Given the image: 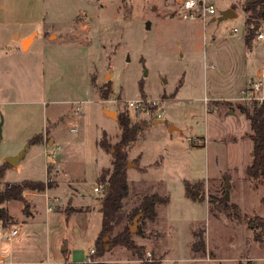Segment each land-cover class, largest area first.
I'll use <instances>...</instances> for the list:
<instances>
[{
    "label": "rangeland",
    "instance_id": "374dc122",
    "mask_svg": "<svg viewBox=\"0 0 264 264\" xmlns=\"http://www.w3.org/2000/svg\"><path fill=\"white\" fill-rule=\"evenodd\" d=\"M208 1L217 14L204 23L181 20L180 0H0V167L2 159L19 153L49 128L55 135L48 153H68L61 165L46 158L42 145H29L28 157L16 170L8 169L0 182V193L24 181L51 186L47 196L30 197L35 218L15 225L20 233L14 240L2 239L8 228L0 225V248H13L16 256L5 262L90 260L102 229L103 193L94 188L101 171L112 165L114 152L97 143L104 132L112 144L120 140L118 118L124 114L132 124L147 122L148 127L128 152L131 193L107 241L127 224L133 226L127 215L142 196L158 194L168 201L158 206L155 222L138 219L133 240L144 248L142 259L112 246L99 260L264 264V240L256 239L258 231L218 210L222 200L237 201L243 215L264 218L262 183L249 187L243 180L253 144L229 141L243 135L249 124L241 113L228 112L241 103L224 101L237 99L246 79L254 76L264 42L255 37L251 46L246 43L245 0ZM230 9L236 16L223 19ZM32 31L30 36L40 35L44 42L15 57L13 46L21 42L13 35ZM137 98L144 105L129 111L127 102ZM215 105L221 112H212ZM156 119L162 121L158 127ZM173 123L177 131H170ZM226 172L231 180L222 177ZM20 205L10 206L17 217L23 216ZM14 223L10 215L4 221L7 226ZM195 232L204 236V254L193 251L199 240Z\"/></svg>",
    "mask_w": 264,
    "mask_h": 264
},
{
    "label": "trees",
    "instance_id": "16d2710c",
    "mask_svg": "<svg viewBox=\"0 0 264 264\" xmlns=\"http://www.w3.org/2000/svg\"><path fill=\"white\" fill-rule=\"evenodd\" d=\"M243 10L246 14L247 25V45H252V40L258 33L264 30V0H245L243 2ZM256 26H260L256 29ZM142 87V84H140ZM237 109L250 122L252 134L250 139L253 142L252 163L246 169V175L250 181H259L264 187V106L238 105ZM119 127L121 129L120 140L116 144L109 141L108 134L103 133L102 139L97 143L98 147L104 151L112 153V168L103 170L98 178L103 190V199L101 201L100 211L102 213V229L96 239L95 254L90 260L83 263L65 262L63 264H105L99 259L107 253L106 247L120 246L137 255L142 259L144 248L136 245L133 240L131 227L127 224L120 232H118L110 241L105 238L115 232L117 227L119 214L123 209L124 201L130 196L131 185L128 180V149L133 143L138 141L140 135L148 127L147 122L132 124L129 116L120 114L118 118ZM43 142V136L38 135L31 140V144H40ZM12 166L5 162L0 167V182L5 177L6 172ZM51 186L47 182L24 181L19 184L7 185L5 190L0 193V203L8 201L24 202V191L30 190L43 193ZM192 193V191H190ZM193 194V193H192ZM195 194V193H194ZM196 196V194L194 195ZM167 198L158 194H146L142 196L140 204L135 207L131 213L127 215V221H134L137 216L144 220L155 222L158 218V206L167 204ZM221 207L218 209L220 213L227 217L237 220H244L250 228L258 231L256 239L259 242L264 240V218L259 216L248 217L241 213V209L237 204H229L222 200ZM2 216L0 221L3 222L8 218V212L5 208H1ZM27 213V212H26ZM7 227L6 224H4ZM140 233V230L137 234ZM195 238L198 242L193 244L195 253L206 252V242L203 234L195 232ZM144 264H159L158 262H145Z\"/></svg>",
    "mask_w": 264,
    "mask_h": 264
},
{
    "label": "crops",
    "instance_id": "0c3cea01",
    "mask_svg": "<svg viewBox=\"0 0 264 264\" xmlns=\"http://www.w3.org/2000/svg\"><path fill=\"white\" fill-rule=\"evenodd\" d=\"M33 33V31L32 32H27V33H25V34H23V33H18V34H15V35H13V39L15 38V36H18V42L20 43L19 45H16L15 47L13 46V54H14V56L15 57H17V58H19V56H22L23 54H28L29 52H31L32 51V49H34V47L36 46V44H37V42L39 41V40H41L42 41V38H40V35H38L37 37L36 36H30L31 34ZM29 38H31L30 40H29V42H28V45L26 46V47H24V41L25 40H27V39H29ZM51 38V37H50ZM42 42H44V40L42 41ZM41 45H42V43H41ZM28 47V48H27ZM27 48V49H26ZM257 65H258V67L256 68V70H255V74H256V72H257V70L261 67V65H262V63H263V60H264V56H262V55H259V56H257ZM255 74H254V76H255ZM253 76V77H254ZM252 77V78H253ZM252 78H250V79H246V83H245V85L252 79ZM248 80V81H247ZM244 85V86H245ZM233 99H226V100H224V101H232ZM218 101H220V100H218ZM215 109L214 110H212V112H219L220 111V109H219V107L217 106V105H215ZM211 112V111H210ZM221 112V111H220ZM228 112H230V114H236V112H239L240 113V111L238 110V109H236V110H229ZM223 114H226V113H223ZM244 116V115H243ZM246 118V117H245ZM246 121L248 122V124H249V129L248 130H246L245 132H244V134L242 135H239L238 137L236 136V137H232V138H230V140L229 141H231V142H237L238 140H244V139H247V140H249V142H251V144H253V142L251 141V139H250V135L252 134V131H251V128H250V122L246 119ZM154 123L155 124H157V126L156 127H158L161 123H162V121H159L158 119H156L155 121H154ZM178 130V127H177V125L176 124H172V125H170V131H177ZM38 135H42L43 136V142L42 143H40V144H31V140L34 138V137H36V136H38ZM38 135H36V136H34L31 140H30V145H33V146H35V147H38L39 145H42L44 148H45V152L46 151H48V148L50 147V146H53L54 145V141H53V137H54V129L52 130V131H50V128H49V131L47 130V133L46 134H38ZM1 138V137H0ZM137 143H138V141H136L135 143H133L132 144V146L128 149V152H130V150L131 149H133V147L135 146V145H137ZM206 145H207V143H206ZM206 145H203V146H206ZM98 146V145H97ZM30 147H28V150H27V152L25 153V156H24V158L23 159H26L27 157H28V153L30 152ZM101 149V148H100ZM103 150V149H102ZM18 154V152L17 153H11V154H9L8 156H14V155H17ZM67 157H68V153L66 152V154H58L57 155V161L59 162V164H61V165H64L65 163H67L66 162V160H68L67 159ZM140 157V160H141V155L139 156ZM22 159V160H23ZM6 159H2V161H1V163H3L4 161H5ZM112 163V162H111ZM251 163H252V157H251V159H250V161L248 162V164H247V166H246V169H247V167L249 166V165H251ZM19 164V163H18ZM18 166V165H17ZM17 166H12V168L10 169V170H16L17 169ZM110 167H112V165H110ZM107 168V169H103V170H108V169H111V168ZM48 169V168H47ZM102 170V171H103ZM140 170H143V169H140ZM101 171V172H102ZM48 173H49V170H48ZM101 174V173H100ZM222 177H228L229 179H230V177L228 176V173L226 172V173H224L223 175H222ZM228 178H226V179H228ZM228 179V180H229ZM231 180V179H230ZM238 180L239 179H236V180H234V181H237L238 182ZM243 180H245L246 182H248V185H249V187H250V183H259V181H250L249 179H248V177H247V175H246V172H245V176H244V179ZM146 181H141L140 180V183L142 184V183H145ZM96 186H98V187H100L101 189H102V186H101V184H99V183H97V185ZM95 186V187H96ZM95 189V188H94ZM51 190H46L45 192H43V193H38V192H35V191H30V190H26V191H24V194H23V196H24V200H25V204L23 203V202H20V201H15V200H13V201H8V202H6L2 207L3 208H5L6 210H7V212H8V214L10 215V217H12L13 219H14V224H10V225H8L7 227H5L4 226V224H3V222H1L0 221V225H2L1 227L2 228H8L7 230L8 231H11V230H17L18 231V229L15 227V225L16 224H18L19 222H22V225H26L28 222H29V220H34V218H35V215H34V211H35V208H36V206H35V203H34V201H32V200H30V197L31 196H35L36 194H44V195H46L47 196V194H49V192H50ZM95 191V190H94ZM96 192V191H95ZM96 193H98V194H100V192H96ZM50 198V197H49ZM16 202H19L21 205H20V210H21V212H22V214H23V216H21V217H17V216H15L12 212H11V209H10V206L12 205V204H14V203H16ZM27 204V205H26ZM235 204H237L238 206H239V204H238V202L236 201L235 202ZM26 205V206H25ZM30 206V208H28ZM28 209H27V208ZM47 210H48V208H47ZM53 211V210H52ZM27 212V213H26ZM25 215V216H24ZM27 220V221H26ZM19 231H18V234L15 236V237H13V240L19 235ZM10 250H8V251H5V250H3L2 248H0V264H9V262H5L6 261V259H14L16 256H15V250L13 249V248H9ZM10 264H12V263H10ZM20 264V263H19ZM59 264H61V263H59Z\"/></svg>",
    "mask_w": 264,
    "mask_h": 264
},
{
    "label": "built area",
    "instance_id": "2783aa9c",
    "mask_svg": "<svg viewBox=\"0 0 264 264\" xmlns=\"http://www.w3.org/2000/svg\"><path fill=\"white\" fill-rule=\"evenodd\" d=\"M177 12L181 20L202 21L204 23L210 18L215 19V15L217 14L215 5L210 3L208 0H182L179 3V9ZM235 32L237 31L235 30ZM256 40L257 42H259V44L264 42V30H261L258 33V35L256 36ZM232 101L241 103L240 105L249 106L252 104H257L258 106H264V60L261 67L257 70L255 76L245 86L241 88L239 92V97L237 99H233ZM206 103H209V101L206 100ZM143 105L144 100L142 98H137L127 102V107L129 111H136ZM159 116L161 117V114ZM75 131L76 129L72 130V132ZM188 140L194 144L202 143L199 139L193 140L189 138ZM59 150L60 146L57 147V151ZM57 155V152H53L51 154H49L48 151L45 152V156L47 159L50 158L52 160H56ZM46 165L49 169L51 163L47 161ZM94 190L96 192L103 193V190L98 186H96ZM48 211L51 212L52 207H48ZM17 234V230L7 231L2 236V239H7L11 241L13 237H15ZM90 254L91 256L94 255L95 250H91ZM148 256H151V254L148 253Z\"/></svg>",
    "mask_w": 264,
    "mask_h": 264
},
{
    "label": "water",
    "instance_id": "95a60500",
    "mask_svg": "<svg viewBox=\"0 0 264 264\" xmlns=\"http://www.w3.org/2000/svg\"><path fill=\"white\" fill-rule=\"evenodd\" d=\"M180 1H182V0H180ZM235 16H236V12L234 10H232V9L227 10V11L223 12V14H222V18L223 19L230 18V17H235ZM148 28L150 29V23L148 24ZM259 28H260V26H256V29H259ZM30 39L31 38H29V39L26 40L27 41V44H25V42H24V47H26L28 45V42H29ZM109 113L114 115V113H112V112H109ZM1 136H2V123L0 124V137ZM29 145H30V143H28L26 145V147L22 151H20L17 155L7 157L6 160H5V162L8 163L11 166H17L18 163L24 158L25 153L27 152ZM128 167H129V164H128ZM225 187L227 189L230 187V182H229L228 179H226V186ZM197 195H198V193H196V196ZM225 199L227 201L230 200L229 190H227V192H226ZM1 216H2V210L0 208V219H1ZM139 217L140 216H137L134 219L133 226H131L132 233H135L136 232V226H137ZM107 239L108 238H106L105 241H107ZM106 249L108 250L109 247L107 246Z\"/></svg>",
    "mask_w": 264,
    "mask_h": 264
},
{
    "label": "bare ground",
    "instance_id": "6f19581e",
    "mask_svg": "<svg viewBox=\"0 0 264 264\" xmlns=\"http://www.w3.org/2000/svg\"><path fill=\"white\" fill-rule=\"evenodd\" d=\"M24 42H25V44H27V41L26 40Z\"/></svg>",
    "mask_w": 264,
    "mask_h": 264
}]
</instances>
